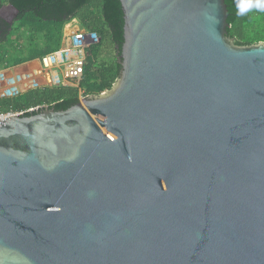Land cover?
<instances>
[{
    "label": "water",
    "instance_id": "water-1",
    "mask_svg": "<svg viewBox=\"0 0 264 264\" xmlns=\"http://www.w3.org/2000/svg\"><path fill=\"white\" fill-rule=\"evenodd\" d=\"M121 3L111 88L0 118V264H264V41L226 0Z\"/></svg>",
    "mask_w": 264,
    "mask_h": 264
},
{
    "label": "trees",
    "instance_id": "trees-1",
    "mask_svg": "<svg viewBox=\"0 0 264 264\" xmlns=\"http://www.w3.org/2000/svg\"><path fill=\"white\" fill-rule=\"evenodd\" d=\"M241 0H226L228 6V35L237 44H251L264 41V10L255 7L240 14L238 4ZM255 3L256 0H251ZM5 4H13L19 14L13 24L0 15V68L11 62L22 63L24 59L15 55L18 47L7 45L14 30L24 29L29 42L40 41V52L32 53V59L41 57L58 49L62 44L64 26L77 19L83 28L95 31L100 41L88 50L85 75L80 82L86 95L99 94L113 86L120 76L122 66L117 58L124 43L125 17L121 0H0V9ZM19 22L17 28L15 24ZM18 38V37H17ZM24 39L21 34L19 43ZM109 42L115 51L112 61L100 62L99 55L103 45ZM32 49V48H31ZM79 90L74 86H38L14 96L0 99V110H26L34 106L48 105L56 110L67 109L77 104ZM40 110L25 112V115Z\"/></svg>",
    "mask_w": 264,
    "mask_h": 264
},
{
    "label": "built area",
    "instance_id": "built-area-1",
    "mask_svg": "<svg viewBox=\"0 0 264 264\" xmlns=\"http://www.w3.org/2000/svg\"><path fill=\"white\" fill-rule=\"evenodd\" d=\"M72 19L64 26L61 46L41 57L15 66L5 65L0 68V99L17 96L28 89L38 86H74L79 90V99L87 96L80 82L85 75L88 50L100 41L97 32L75 24ZM77 30H74L76 29ZM38 70L41 72V81ZM40 82V83H39ZM42 83V84H41ZM40 84V85H39ZM36 85V86H35ZM6 90L1 92L2 89ZM44 106V105H42ZM34 106L29 109H38ZM26 110H0V118Z\"/></svg>",
    "mask_w": 264,
    "mask_h": 264
},
{
    "label": "rangeland",
    "instance_id": "rangeland-1",
    "mask_svg": "<svg viewBox=\"0 0 264 264\" xmlns=\"http://www.w3.org/2000/svg\"><path fill=\"white\" fill-rule=\"evenodd\" d=\"M3 11H6L7 15L9 16V14H11V9L9 8V6L7 4L4 5V9ZM19 22H17L15 24V28H17ZM77 25H80V23H75ZM82 28V26H81ZM74 30H77V27L76 29ZM24 34V39L22 42L19 43V38L21 37V34ZM18 37V38H17ZM7 45L10 46V45H16V47H18V49L12 53L10 55V58H16L15 55H19L21 56L24 61L22 63H25V62H28L30 60H33L32 59V53H38L41 51L42 47H43V44L40 43V41H36V42H33V44H31L29 42V39H28V35L26 33V31L24 29H22V32L18 30H14L8 40H7ZM32 48V49H31ZM115 58V51H114V48L113 46L109 43V42H106L102 49H101V52H100V55H99V61L100 62H107V61H112L114 60ZM22 63H17V64H22ZM15 64L14 62H11L9 66H15L17 65ZM39 72V75L37 77H39L40 81L42 79L41 77V72L38 70ZM40 83V82H39ZM42 84V83H41ZM40 85V84H39ZM36 86V85H35ZM43 86V84H42ZM1 92H5L6 93V90L5 88L1 90ZM106 131V129H104Z\"/></svg>",
    "mask_w": 264,
    "mask_h": 264
},
{
    "label": "clouds",
    "instance_id": "clouds-1",
    "mask_svg": "<svg viewBox=\"0 0 264 264\" xmlns=\"http://www.w3.org/2000/svg\"><path fill=\"white\" fill-rule=\"evenodd\" d=\"M253 7L264 10V0H256L255 3H252L251 0H241L238 4L240 14H243L245 11Z\"/></svg>",
    "mask_w": 264,
    "mask_h": 264
},
{
    "label": "flooded vegetation",
    "instance_id": "flooded-vegetation-1",
    "mask_svg": "<svg viewBox=\"0 0 264 264\" xmlns=\"http://www.w3.org/2000/svg\"><path fill=\"white\" fill-rule=\"evenodd\" d=\"M3 12H4V15L2 14L3 18H4V17H9V16H10V14H9V16L7 15L6 11H3ZM4 19H5V18H4ZM15 20H16V18H14V22H15Z\"/></svg>",
    "mask_w": 264,
    "mask_h": 264
},
{
    "label": "crops",
    "instance_id": "crops-1",
    "mask_svg": "<svg viewBox=\"0 0 264 264\" xmlns=\"http://www.w3.org/2000/svg\"><path fill=\"white\" fill-rule=\"evenodd\" d=\"M79 26H81V25H79Z\"/></svg>",
    "mask_w": 264,
    "mask_h": 264
}]
</instances>
